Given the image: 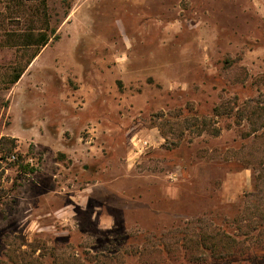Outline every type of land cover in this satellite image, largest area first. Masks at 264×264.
Returning <instances> with one entry per match:
<instances>
[{
  "label": "rangeland",
  "instance_id": "obj_1",
  "mask_svg": "<svg viewBox=\"0 0 264 264\" xmlns=\"http://www.w3.org/2000/svg\"><path fill=\"white\" fill-rule=\"evenodd\" d=\"M46 4L0 0V264H264V114L221 106L264 105V0Z\"/></svg>",
  "mask_w": 264,
  "mask_h": 264
},
{
  "label": "trees",
  "instance_id": "obj_2",
  "mask_svg": "<svg viewBox=\"0 0 264 264\" xmlns=\"http://www.w3.org/2000/svg\"><path fill=\"white\" fill-rule=\"evenodd\" d=\"M44 6H47V0H42ZM47 27L49 26V21L46 20ZM50 40V35L47 33L46 30L41 31L40 33H34L30 32L25 34V44L24 47L26 49L33 48L34 51L30 55V57L27 59L25 64H19L17 67L14 68V73L11 75L9 79L10 84L16 83L20 77L22 76L25 69L28 67V65L32 62V60L39 54L41 49L48 44ZM225 108L227 109L228 114H236L237 118H248L250 121L253 119L254 115H261L264 114V105L256 104L255 106H252L248 101L244 102L243 104L238 103L231 104L229 102V106L226 107V103H223ZM237 108V109H236ZM236 109V110H235ZM220 107L216 109L217 116H220ZM219 114V115H218ZM221 118V117H219ZM241 120L238 122L240 123ZM185 122L187 123L188 128L193 130L198 135H202L205 132H209L210 134H213L215 136H218L221 134V127L220 126H214V117H206V116H199V115H192L191 117H186ZM250 133H244V136H249ZM14 138L10 137H2L0 139V153L3 152V148H5V156H0V160H6L10 157L17 158L19 162V155L16 157L14 154V150L16 148ZM21 171L25 173H32L35 170V167L30 165V163H27L26 165H21L20 168ZM261 226H264V222Z\"/></svg>",
  "mask_w": 264,
  "mask_h": 264
}]
</instances>
